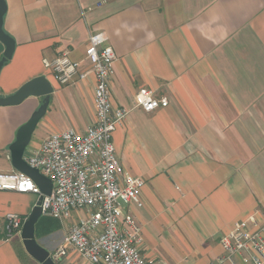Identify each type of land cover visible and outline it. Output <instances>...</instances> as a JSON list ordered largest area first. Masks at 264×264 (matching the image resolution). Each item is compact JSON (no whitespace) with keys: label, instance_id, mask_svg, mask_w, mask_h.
Returning <instances> with one entry per match:
<instances>
[{"label":"crops","instance_id":"obj_1","mask_svg":"<svg viewBox=\"0 0 264 264\" xmlns=\"http://www.w3.org/2000/svg\"><path fill=\"white\" fill-rule=\"evenodd\" d=\"M5 2L3 28L15 50L0 70V96L40 76L53 86L26 155L54 132H84L95 122L90 34L104 33L114 49L112 100L130 113L113 143L123 172L145 181L142 205L123 204L122 214L141 224L147 258L211 264L225 255L221 237L237 221L264 220V0ZM4 51L0 40V60ZM65 52L86 75L61 84L46 61ZM143 88L169 105L151 112L137 107ZM42 102L30 96L0 106V171L16 170L10 146ZM38 198L0 191V218L28 217ZM85 215L75 212L67 222ZM65 235L61 226L39 241L53 251ZM31 262L22 238L7 240L0 229V264ZM60 262L92 264L72 250ZM223 264L252 263L235 257Z\"/></svg>","mask_w":264,"mask_h":264},{"label":"built area","instance_id":"obj_2","mask_svg":"<svg viewBox=\"0 0 264 264\" xmlns=\"http://www.w3.org/2000/svg\"><path fill=\"white\" fill-rule=\"evenodd\" d=\"M105 40L104 33L92 32L86 50L96 79L95 122L84 132L75 128L54 132L37 149L25 154L27 163L54 184L41 203L44 216L64 223L75 212L86 211L68 228L63 243L51 251V257L58 264L72 250L92 264H168L161 259L150 260L142 253L141 224L133 216L122 214L123 204L142 205L139 193L145 181L123 172L116 154L113 133L130 109L113 104L111 78L117 55ZM46 65L61 84L86 75L67 52L46 61ZM168 105L167 98H157L146 88L136 98V106L146 112ZM2 190L42 194L32 177L18 170L0 171ZM26 219L12 212L0 218L5 239L21 237ZM220 241L225 255L211 264H223L235 257L245 263L264 264V220L252 215L237 221Z\"/></svg>","mask_w":264,"mask_h":264},{"label":"water","instance_id":"obj_3","mask_svg":"<svg viewBox=\"0 0 264 264\" xmlns=\"http://www.w3.org/2000/svg\"><path fill=\"white\" fill-rule=\"evenodd\" d=\"M6 10L7 4L5 0H0V40L5 45V51L0 60V70L5 62L11 59L15 50V40L7 34L3 28ZM52 93L53 86L51 82L46 77L40 76L22 85L15 93L7 96H0V106L18 105L30 96L43 97V102L40 107L34 111L31 117L19 128L16 139L10 146L13 167L32 177L42 192L33 210L24 222L21 233L26 252L40 264H57L51 257V251L40 243L35 233L36 224L43 215L41 207L43 197L51 194L54 184L50 178L44 176L38 169L31 167L27 163L25 153L39 122L46 115Z\"/></svg>","mask_w":264,"mask_h":264},{"label":"trees","instance_id":"obj_4","mask_svg":"<svg viewBox=\"0 0 264 264\" xmlns=\"http://www.w3.org/2000/svg\"><path fill=\"white\" fill-rule=\"evenodd\" d=\"M61 222L58 219L42 215L36 224V237L40 238L47 236L59 228H61ZM26 255V253H24Z\"/></svg>","mask_w":264,"mask_h":264},{"label":"rangeland","instance_id":"obj_5","mask_svg":"<svg viewBox=\"0 0 264 264\" xmlns=\"http://www.w3.org/2000/svg\"><path fill=\"white\" fill-rule=\"evenodd\" d=\"M61 225L65 229V231L67 232L68 231V228L72 225V223H70V222H64V223H62L61 222ZM33 261H35V260L33 259ZM36 262H31V263H28V264H37ZM58 264H62V262H59Z\"/></svg>","mask_w":264,"mask_h":264}]
</instances>
